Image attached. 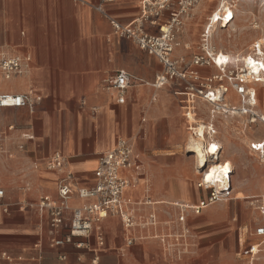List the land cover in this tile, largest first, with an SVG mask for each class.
<instances>
[{
  "label": "crops",
  "instance_id": "0c3cea01",
  "mask_svg": "<svg viewBox=\"0 0 264 264\" xmlns=\"http://www.w3.org/2000/svg\"><path fill=\"white\" fill-rule=\"evenodd\" d=\"M206 6H199L200 14L206 12ZM140 13V0H0V46L31 56L22 73L1 81L0 91H32L42 97L34 112L28 108H0V125L18 127L13 133L14 140L7 144L12 157L0 158V184L6 191V202L34 200L43 193L56 194L61 171L47 167V160L56 151L69 159L68 168L73 170L78 185L93 186L99 154L114 148L120 138L132 142L142 163L141 175L125 191L135 202L137 213L159 215L162 203L192 206L208 198L209 191L196 181V172L201 171L188 145L189 122H196L192 127L199 123L214 125L217 133L213 140L220 146V162L226 165L231 159L222 158L224 140L217 135V123L229 124L224 119L238 115L215 114L212 118L211 105L195 99L191 114L197 121L191 114L189 120L182 83L153 86L156 75L163 70L162 63L157 56L116 33L109 19L128 23ZM187 23L192 26V22ZM217 48L234 56L230 50ZM194 54L192 46H184L174 55L184 57L190 64ZM119 69L135 77L123 103L117 102L116 94L104 87V80ZM197 69L204 78L219 73L214 65ZM259 84H255L257 94ZM225 96L232 104H240L235 90L230 88ZM257 108L264 114L258 102ZM201 111L207 115L204 120L198 118L202 117ZM238 129L241 137L246 138V141L241 138L244 143L264 133V128L258 132L254 126H249L250 131L246 127ZM22 130L34 135L25 141L24 149L19 148L16 139ZM254 166L255 174H263L264 167ZM234 170L230 169L232 188ZM123 174L129 173L123 170ZM72 202L79 204L81 200L75 197ZM39 220L34 209L13 205L4 211L0 207V249L30 263L37 254ZM103 228L106 245L100 249V264H145L150 257L155 260L163 257L159 243L154 240L143 239L127 245L126 230L119 217L105 219ZM240 238L241 234L239 251ZM46 250V263L60 264L57 250L48 245ZM61 250L68 253L69 264H74L78 252L84 251L72 245Z\"/></svg>",
  "mask_w": 264,
  "mask_h": 264
},
{
  "label": "built area",
  "instance_id": "2783aa9c",
  "mask_svg": "<svg viewBox=\"0 0 264 264\" xmlns=\"http://www.w3.org/2000/svg\"><path fill=\"white\" fill-rule=\"evenodd\" d=\"M199 2L200 0H140L141 13L132 21L121 23L112 17H107L116 33L134 41L141 49L158 57L163 70L156 75L153 81L154 87L161 88L173 81L184 85L186 116L189 120L191 107L195 109V99L201 98L212 103V118L219 113L238 115L244 117L245 121L255 129L259 126L264 128V114L257 108L255 87V84H264V43L254 41L251 49L252 62L241 56L239 64L237 59L233 61L230 58L220 64L219 53L212 45V19L209 17L201 32V51L192 56L191 63L187 64L184 57L174 55L175 49L180 46L176 35L178 30L176 26L182 24L180 17L184 14L189 16L188 11L193 10ZM97 8L102 10L101 6ZM164 26L168 28L165 29ZM148 27H154V30ZM30 61V55L12 52L7 47L0 46V83L3 79H10L13 75L22 73ZM210 65L216 66L219 73L211 77H202L197 68ZM134 78L129 71L119 69L104 80V87L116 94L117 102L123 103L126 91L133 84ZM230 88L239 95V105L227 101L225 95ZM214 93H219L215 101ZM41 100L42 97L32 91L24 93L0 91V108H28L34 112L35 106ZM96 111L94 107L93 112ZM192 123L196 122H189L188 130L191 134H195ZM17 129L15 124L7 127L0 125V158L12 157L7 144L14 140L13 133ZM216 133L213 124L207 125L206 136L209 140V148ZM17 137L19 148L24 149L25 143H21L22 139H32L34 135L30 131H25ZM249 149L257 156L259 162L264 164V133L250 142ZM209 154V160H220L219 151L213 155ZM68 163L69 159L60 151L54 152L47 160L49 169L61 171L55 195L43 193L34 200L10 203L5 201L6 191L0 184V207L4 211H8L13 205L21 209L31 208L37 212L40 219V238L35 244L37 254L30 263H25L22 257H15L0 249V264L3 262L47 264L46 245L57 250L60 264H69L68 253L61 250L67 245L84 250L78 252L74 264H100V249L106 245L103 221L111 216L120 218L126 230L127 245L143 239L158 243L160 240L166 253L181 258L196 244L197 238L196 232L188 224L185 214L187 209L199 214L209 204L227 199L231 194L230 172H226L222 180L218 181H208L205 176V179L200 180L198 184L209 191L208 198L191 208L179 206L181 208L179 227L171 232L161 233L159 215L155 212L147 215L137 213L135 202L125 195L126 189L142 172V163L129 139L120 138L114 148L99 154L94 170L95 182L91 187L77 184L74 172L68 168ZM123 170L128 171L129 174L124 175ZM26 189L30 190V187ZM75 197L81 200L79 204H73L72 200ZM252 204L262 220L257 221L251 231L247 229L254 238H249L248 241L239 239L241 246L239 254L243 256L241 257L243 264H256L257 256L264 251V195L254 197Z\"/></svg>",
  "mask_w": 264,
  "mask_h": 264
},
{
  "label": "rangeland",
  "instance_id": "374dc122",
  "mask_svg": "<svg viewBox=\"0 0 264 264\" xmlns=\"http://www.w3.org/2000/svg\"><path fill=\"white\" fill-rule=\"evenodd\" d=\"M220 1L222 2V0H200L193 10L188 11L190 12L189 16L181 15L182 24L176 26L178 27L176 30L177 40L181 42L179 48L184 47L185 42H189L195 53L201 51V32L208 21V16L215 11ZM262 2L264 0H238L235 2L237 11L234 23L239 26L249 22L250 25L242 30L227 32L225 25L219 23L218 30L214 34V43L225 51L230 50L233 55L245 54L251 43L260 37V33H264L262 30L254 28L255 22L251 23L257 20L264 28V5L262 6ZM201 4L207 5V10L203 14H200L198 10ZM244 9L251 11L245 13ZM187 21L192 22V26H189L188 23L187 26ZM257 86L259 87L258 106L264 112V85L260 83ZM201 115L202 117H198L202 118L201 120H204L203 116H207L203 111H201ZM224 120L229 121V124L218 122L217 135H221L224 140L222 158H230L233 161L230 160L235 169L232 177L234 192L227 199L210 204L199 214H195L192 209H187L188 211L185 212L187 220L196 229L197 238L196 244L190 247L185 255L181 258L169 255L163 251L159 240V252L163 257H159V260L150 257L145 264H243L241 258L243 256L239 254V235L241 234L246 241L249 238H254L250 236L247 229L251 231L257 221L262 220L252 204L254 197L246 198V194H257L256 197L264 194V170L263 174L257 175L254 166L256 164L262 168L264 164L260 163L257 156L251 153L249 143H244L241 140V131L236 129V126H240L246 127V131H250V125L244 118L229 115V118ZM19 126L24 127L23 125ZM25 131L28 130H22V132ZM257 131L261 132L263 128L259 126ZM25 141L22 139L21 143H25ZM248 158H251L252 161H249ZM200 178L201 174L196 172V181H200ZM160 205L159 232H171L174 228H178L181 208L168 203ZM256 264H264V251L257 256Z\"/></svg>",
  "mask_w": 264,
  "mask_h": 264
},
{
  "label": "bare ground",
  "instance_id": "6f19581e",
  "mask_svg": "<svg viewBox=\"0 0 264 264\" xmlns=\"http://www.w3.org/2000/svg\"><path fill=\"white\" fill-rule=\"evenodd\" d=\"M235 2H238V0H222V2L220 1L221 4L219 3L218 7H216L215 11L210 16H208V18L210 17L212 19V21H211L212 22V24H211L212 39H214V34L218 30V24L219 23L221 25H225V27L227 26L225 29V31H227V32L228 31L229 32L230 31H236L238 29L242 30L243 28H246L248 25H250L249 22L245 25H239V26L236 23H234V20L236 17V11H237V4ZM263 5H264V2H262V6ZM244 11H245V13H250L251 10L244 9ZM254 22H255L254 28L260 29L264 32V28L261 27V24L257 20L252 21L251 23H254ZM164 28L166 29L168 27L164 26ZM254 41L264 43V33L261 32L259 39H256ZM254 41L251 43V45L249 46V49L247 50V52L245 54H243V55L237 54L234 56H231L230 54L224 53L223 51L219 50L217 48V46L215 45L214 41H213L212 45L215 47V50H217V53H219L218 62L220 64L223 63L224 61H226L228 58H230L233 61H235V59H237L238 64H239V62L241 60V56H244L245 59L248 60V62L253 61L251 49H252ZM180 46H181V42H180ZM184 46L189 48V47H191V44L184 43ZM178 49H179V47H177L175 50L177 51ZM247 56H249V57H247ZM218 97H219V93H214V96H213L214 101L217 100ZM255 99H256V97H255ZM201 100L205 101V99H201ZM205 102H207V101H205ZM207 103L210 105L212 104L209 102H207ZM211 110H212V105H211ZM190 114H191V110L189 111V115ZM219 114H222V113H219ZM191 118L195 119L197 121L196 117H194L193 114H191ZM236 127H237L236 129L239 128V126H236ZM193 129L195 131V134L194 133L191 134V136L188 140V145H189L190 151L193 153V156L195 157V159L198 162L199 170L201 171V180H204L205 176H206V180H208V181L222 180V178L226 172H230V174H229V177H230L231 176L230 169H233V165H232L230 160L226 161V165L224 163H221L220 160H218V161L217 160L216 161L209 160V155H210L209 153H211L212 155L218 153V151H220V146L217 142L213 141L210 148H209V140L206 136L207 125H204L203 123H199V124H196L193 127ZM240 130H242V129H240ZM241 138L244 141H246L245 137H241ZM250 142H249V145H250ZM213 148H215V150H213ZM231 188L232 187L230 185V189ZM232 192H233V188L231 189L230 193H232ZM177 203H179V202H177ZM173 205H177L180 207H189V208L193 207V205L192 206L191 205H181V204H176V203Z\"/></svg>",
  "mask_w": 264,
  "mask_h": 264
},
{
  "label": "snow or ice",
  "instance_id": "6c2138e0",
  "mask_svg": "<svg viewBox=\"0 0 264 264\" xmlns=\"http://www.w3.org/2000/svg\"><path fill=\"white\" fill-rule=\"evenodd\" d=\"M213 150H215V148H213Z\"/></svg>",
  "mask_w": 264,
  "mask_h": 264
}]
</instances>
